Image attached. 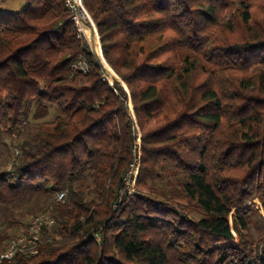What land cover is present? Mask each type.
I'll use <instances>...</instances> for the list:
<instances>
[{
  "label": "trees",
  "instance_id": "obj_1",
  "mask_svg": "<svg viewBox=\"0 0 264 264\" xmlns=\"http://www.w3.org/2000/svg\"><path fill=\"white\" fill-rule=\"evenodd\" d=\"M83 3L0 13V264H264V0Z\"/></svg>",
  "mask_w": 264,
  "mask_h": 264
},
{
  "label": "built area",
  "instance_id": "obj_2",
  "mask_svg": "<svg viewBox=\"0 0 264 264\" xmlns=\"http://www.w3.org/2000/svg\"><path fill=\"white\" fill-rule=\"evenodd\" d=\"M65 5L70 10V18L73 20L79 32H81L84 35H87L86 28L90 30L93 33L92 30V21L90 18V15L83 3V0H64ZM88 30V31H89ZM80 68L84 71L87 70V64L85 62L80 63ZM108 68L105 67V76ZM109 71V70H108ZM136 161L131 162L129 171L126 174V182L130 177L132 168L134 167ZM128 183V182H127ZM66 197L65 191H58L56 194V200L62 201ZM53 224V219L49 216H45L43 214H39L34 216L29 223L28 231L25 233V235L19 237L18 240H12L11 243L8 245V247L0 254V261L4 258L11 259L16 251L18 250H28L32 253L37 252L36 247V241L38 240V233L42 229L43 226L50 229Z\"/></svg>",
  "mask_w": 264,
  "mask_h": 264
},
{
  "label": "rangeland",
  "instance_id": "obj_3",
  "mask_svg": "<svg viewBox=\"0 0 264 264\" xmlns=\"http://www.w3.org/2000/svg\"><path fill=\"white\" fill-rule=\"evenodd\" d=\"M29 1L30 0H0V13L19 11L25 8L29 4ZM88 30L89 29L86 28L87 35L84 34L83 35L85 36L86 41L90 43L91 48L96 51V49H98L99 44L97 45L96 39H94V33L91 32L90 34V30L89 31ZM106 75L110 80H113L114 76H112L110 71L107 70ZM8 140L10 139L8 138ZM134 168L135 165L132 168V171L134 170ZM127 182H128L127 185H129L130 184L129 179L127 180ZM261 219H262V213L261 211H259L253 217V222H252V233L256 237L264 235V223H262ZM10 231L16 232L17 235L13 239L18 240L19 237L25 235V233L28 231V228L27 230L23 231V229L20 226H15Z\"/></svg>",
  "mask_w": 264,
  "mask_h": 264
}]
</instances>
